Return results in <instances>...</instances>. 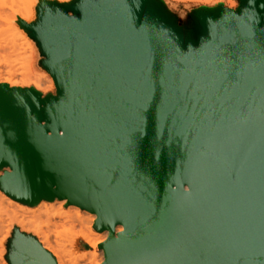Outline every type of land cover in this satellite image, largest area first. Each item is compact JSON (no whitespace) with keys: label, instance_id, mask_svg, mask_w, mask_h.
Listing matches in <instances>:
<instances>
[{"label":"water","instance_id":"obj_1","mask_svg":"<svg viewBox=\"0 0 264 264\" xmlns=\"http://www.w3.org/2000/svg\"><path fill=\"white\" fill-rule=\"evenodd\" d=\"M21 25L57 94L0 83L2 192L95 214L103 264H264V0L188 34L153 0L43 4ZM6 260L58 264L19 229Z\"/></svg>","mask_w":264,"mask_h":264},{"label":"rangeland","instance_id":"obj_2","mask_svg":"<svg viewBox=\"0 0 264 264\" xmlns=\"http://www.w3.org/2000/svg\"><path fill=\"white\" fill-rule=\"evenodd\" d=\"M17 1V0H16ZM76 0H35L33 10L35 13V18L33 16H27V12L22 14L21 17H16L13 24L5 25L0 27V83L9 85L10 87H19L27 89H35L42 94L43 97L54 96L57 94L55 80L50 73L43 66L45 57L39 48L38 43L30 37V33L24 29L21 25L22 22L27 24H32L38 21V12L43 4L56 5V6H69ZM157 3L169 20L175 24L184 33L188 34L192 31L197 17L200 14L213 12L218 9H228L237 10L241 5V0H153ZM16 4H18L16 2ZM8 6V5H7ZM3 7L5 11L0 9V12H8L9 7ZM1 12V13H2ZM72 16L73 14L69 12ZM15 41L20 45V48H12L13 51L8 50L10 44ZM30 43H28V42ZM7 43V46L5 45ZM3 44V45H2ZM16 44V46H18ZM6 48H4L5 46ZM13 45V44H12ZM14 46V45H13ZM12 46V47H13ZM15 46V47H16ZM7 47H9L7 49ZM2 49V50H1ZM8 50V51H7ZM29 81L30 85H27ZM39 88L40 90H38ZM3 175V171H0V176ZM6 198H9L4 193ZM11 199V198H10ZM16 205L28 208L30 210L38 209L43 203L48 201H42L40 204L30 207L21 203L16 202L11 199ZM59 202V200H56ZM65 209H68L67 202L64 204ZM21 220V219H20ZM9 235L4 231L0 234V241L4 237L8 236L4 242V247H0V251H3V257L6 260L8 253V243L12 238L15 229L20 227L18 223L13 224ZM77 230L72 229V225L63 224L62 227L58 229V232H62L64 239L74 236ZM49 234V233H47ZM79 243L84 244L82 240H78L77 247L79 248ZM90 249V247H89ZM8 263V262H7ZM9 264V263H8Z\"/></svg>","mask_w":264,"mask_h":264},{"label":"bare ground","instance_id":"obj_3","mask_svg":"<svg viewBox=\"0 0 264 264\" xmlns=\"http://www.w3.org/2000/svg\"><path fill=\"white\" fill-rule=\"evenodd\" d=\"M34 3L35 0H0V9L2 7L5 11L8 5L10 10V13L0 12V27L13 24L17 16L21 17L26 12L27 16H33L34 19ZM9 44L11 46L7 45L11 49L7 47L8 50L13 51L15 48H20L17 43L18 46H16L15 41ZM12 48L14 49L12 50ZM30 84L28 81L27 85ZM65 202L66 200L47 202L36 210H30L16 205L10 198H6L4 192L0 190V234L5 231L9 235L13 224L18 223L20 231L37 238L43 247L55 257L58 264H103L104 251L100 249V245L107 240L108 232H98L94 229L95 214L74 205L65 209ZM63 224L72 225V229L77 230L74 236L63 238L62 232H58ZM122 230L121 226L117 227V232ZM7 237L0 241V247H4ZM78 240L84 241L90 250H79L77 247ZM0 264H8L3 257V251H0Z\"/></svg>","mask_w":264,"mask_h":264},{"label":"crops","instance_id":"obj_4","mask_svg":"<svg viewBox=\"0 0 264 264\" xmlns=\"http://www.w3.org/2000/svg\"><path fill=\"white\" fill-rule=\"evenodd\" d=\"M79 250H81V251H87V250H90L89 249V246L86 244V243H84V244H82V243H79Z\"/></svg>","mask_w":264,"mask_h":264}]
</instances>
